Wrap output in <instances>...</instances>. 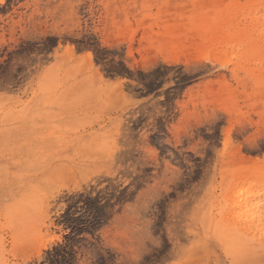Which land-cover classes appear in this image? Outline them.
<instances>
[{"label":"rangeland","instance_id":"374dc122","mask_svg":"<svg viewBox=\"0 0 264 264\" xmlns=\"http://www.w3.org/2000/svg\"><path fill=\"white\" fill-rule=\"evenodd\" d=\"M0 264H264V0H0Z\"/></svg>","mask_w":264,"mask_h":264}]
</instances>
